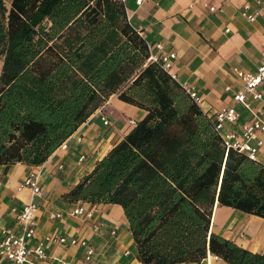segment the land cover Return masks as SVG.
I'll return each mask as SVG.
<instances>
[{"label":"trees","instance_id":"16d2710c","mask_svg":"<svg viewBox=\"0 0 264 264\" xmlns=\"http://www.w3.org/2000/svg\"><path fill=\"white\" fill-rule=\"evenodd\" d=\"M118 0H0V165L42 166L111 97L146 112L64 199L123 208L142 264H264L212 230L264 218V165L228 148Z\"/></svg>","mask_w":264,"mask_h":264},{"label":"crops","instance_id":"0c3cea01","mask_svg":"<svg viewBox=\"0 0 264 264\" xmlns=\"http://www.w3.org/2000/svg\"><path fill=\"white\" fill-rule=\"evenodd\" d=\"M246 4L251 7L250 13L259 11L255 21L243 15ZM125 7L131 25L148 45L163 46L156 53L177 55L171 73L183 87L198 92L203 100L202 109L211 116L234 104L233 91L242 87L236 70L256 72L259 68L264 53V0H144L140 6L136 0H129ZM236 110L240 120L235 125L225 124L223 136L240 132L245 122L255 118L264 121L263 102L236 104ZM145 115L144 110L111 97L66 141L67 150L59 148L41 166L42 197H34L29 189H19L36 167L21 163L10 168L0 165V232L9 228L21 233L18 214L26 204L35 201L39 210L34 244L51 235L67 236L88 239L96 250L95 258L86 262L85 248L51 244L46 248V260L32 259L29 264H142L121 206L69 203L64 196ZM103 117L110 121L109 126L104 124ZM260 137L264 142V134ZM258 159L264 165V145ZM78 206L92 209L93 217L72 216L71 211ZM58 212L62 213L61 218H50ZM212 230L253 252H264V218L216 206ZM0 264L10 263L0 259ZM183 264L227 263L210 254L201 263Z\"/></svg>","mask_w":264,"mask_h":264},{"label":"built area","instance_id":"2783aa9c","mask_svg":"<svg viewBox=\"0 0 264 264\" xmlns=\"http://www.w3.org/2000/svg\"><path fill=\"white\" fill-rule=\"evenodd\" d=\"M125 6L129 0H118ZM144 0H136L137 5H141ZM260 3V2H258ZM250 5L246 4L243 8V15L250 21H255L259 15V11L250 13ZM214 9V8H213ZM264 38V35H263ZM149 46L150 58L149 61L160 63L161 66L175 77L171 71L173 63L177 58L174 52L161 53L159 55L155 51H162L164 48L161 44ZM236 74L242 81V87L236 88L233 91L234 104L228 108H224L216 113L213 117L215 122V129L221 134L225 145L228 148H233L245 155L252 161L259 162V153L264 145L261 140V134H264V121L255 118L251 122H245L242 125L240 132H231L226 136L222 135V130L225 124L235 125L240 120V115L236 110V104H244L249 106L251 100L260 101L264 104V91L262 86L264 84V53L261 58L259 68L256 72H246L237 69ZM191 99L202 107L203 100L198 92L192 88L184 87ZM231 88H227L230 91ZM206 112V111H205ZM105 125L109 126L110 121L102 118ZM60 149L67 150L68 143L64 142ZM85 156L81 157V161ZM61 169L64 167L61 166ZM42 167H36L21 183L19 189H29L34 197H42L43 192L40 187V175ZM39 206L35 201L26 204L18 214V220L22 225V232L17 234L13 229L4 228L0 232V259H4L10 264H29L33 260L44 261L48 258L46 248L51 244H66L71 246H81L86 250V262H91L96 255L95 248L90 244L88 239L69 238L67 236L51 235L45 237L44 240H39L37 244L33 241L37 238V214ZM93 210L86 209L84 206H78L71 211L72 216H86L93 217ZM63 215L61 212L50 215V218L57 219ZM215 258H219L215 256ZM67 264V263H63Z\"/></svg>","mask_w":264,"mask_h":264},{"label":"rangeland","instance_id":"374dc122","mask_svg":"<svg viewBox=\"0 0 264 264\" xmlns=\"http://www.w3.org/2000/svg\"><path fill=\"white\" fill-rule=\"evenodd\" d=\"M108 103V102H107Z\"/></svg>","mask_w":264,"mask_h":264}]
</instances>
